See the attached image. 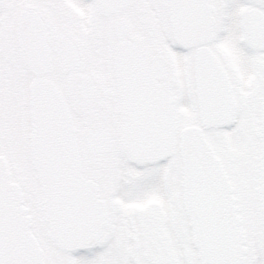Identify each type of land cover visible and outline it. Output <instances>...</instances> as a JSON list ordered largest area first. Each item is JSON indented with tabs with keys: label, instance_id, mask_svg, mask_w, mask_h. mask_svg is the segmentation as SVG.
<instances>
[{
	"label": "snow or ice",
	"instance_id": "6c2138e0",
	"mask_svg": "<svg viewBox=\"0 0 264 264\" xmlns=\"http://www.w3.org/2000/svg\"><path fill=\"white\" fill-rule=\"evenodd\" d=\"M0 264H264V0H0Z\"/></svg>",
	"mask_w": 264,
	"mask_h": 264
}]
</instances>
